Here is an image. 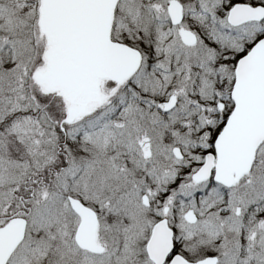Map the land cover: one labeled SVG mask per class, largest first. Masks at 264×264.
Returning <instances> with one entry per match:
<instances>
[{
  "label": "snow or ice",
  "instance_id": "snow-or-ice-1",
  "mask_svg": "<svg viewBox=\"0 0 264 264\" xmlns=\"http://www.w3.org/2000/svg\"><path fill=\"white\" fill-rule=\"evenodd\" d=\"M0 264H264V0H0Z\"/></svg>",
  "mask_w": 264,
  "mask_h": 264
}]
</instances>
